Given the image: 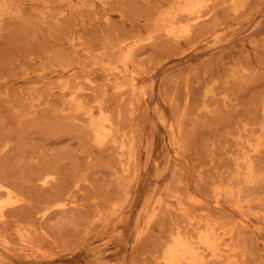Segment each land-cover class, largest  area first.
Here are the masks:
<instances>
[{
  "label": "rangeland",
  "instance_id": "rangeland-1",
  "mask_svg": "<svg viewBox=\"0 0 264 264\" xmlns=\"http://www.w3.org/2000/svg\"><path fill=\"white\" fill-rule=\"evenodd\" d=\"M0 264H264V0H0Z\"/></svg>",
  "mask_w": 264,
  "mask_h": 264
}]
</instances>
